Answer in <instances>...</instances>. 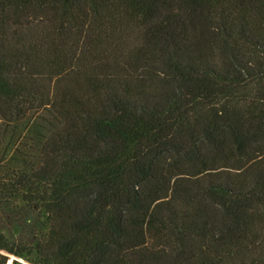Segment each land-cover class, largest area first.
<instances>
[{
    "label": "trees",
    "instance_id": "trees-1",
    "mask_svg": "<svg viewBox=\"0 0 264 264\" xmlns=\"http://www.w3.org/2000/svg\"><path fill=\"white\" fill-rule=\"evenodd\" d=\"M5 161L30 264H264V0H0Z\"/></svg>",
    "mask_w": 264,
    "mask_h": 264
},
{
    "label": "rangeland",
    "instance_id": "rangeland-1",
    "mask_svg": "<svg viewBox=\"0 0 264 264\" xmlns=\"http://www.w3.org/2000/svg\"><path fill=\"white\" fill-rule=\"evenodd\" d=\"M150 102V101H148ZM31 116H29L30 118ZM29 118L26 119V121H24V123L22 125H25L27 122H28V126L29 124L34 120L33 118L29 120ZM6 136H8V134H5ZM23 136L22 137H31V135L29 133H26V132H23L22 134ZM31 141L29 140H20L18 141L15 145L16 147L23 153V158H25L27 161L29 162H32L34 159L33 156H35V151H34V146H32L30 143ZM21 146V147H20ZM23 146V147H22ZM12 153L9 154V156L7 157V159H9L11 157ZM8 163L5 161V163L1 164V168H0V179H3V178H6L7 177V174H6V169L2 168V167H5L7 166ZM8 166L11 167V165L9 164ZM12 168V167H11ZM15 169H17L15 167ZM4 171V173H3ZM11 202H9V207H12L14 209H16V207H21V205L23 204L22 203V200L20 198H10ZM43 220L44 222H46V217L45 215H43ZM7 228H10L11 226H6ZM15 232V231H14ZM2 233H5L7 234V230L4 229L2 230ZM15 234H18L17 232H15ZM0 255L4 256L6 258V264H13L15 261L19 262V263H22V264H30L26 261H24L23 259L21 258H18L16 257L15 255L13 254H10L8 251L4 250V249H0Z\"/></svg>",
    "mask_w": 264,
    "mask_h": 264
}]
</instances>
